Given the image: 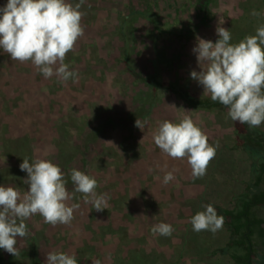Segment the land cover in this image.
<instances>
[{"label":"rangeland","instance_id":"374dc122","mask_svg":"<svg viewBox=\"0 0 264 264\" xmlns=\"http://www.w3.org/2000/svg\"><path fill=\"white\" fill-rule=\"evenodd\" d=\"M6 3L0 0V7ZM253 8L260 13L256 30L264 23V0H84V34L65 59L78 74L75 82L46 79L30 61L11 60L0 49V185L23 193L27 173L19 165L23 158H41L61 168L69 192L75 168L95 177L97 193L109 198L107 209L97 212L75 193L67 202L79 205L70 224L52 226L32 216L29 235L17 239L19 255L0 249L7 263L31 264L35 249L42 264L52 251L74 253L78 264H234L220 252L229 226L215 234L195 232L190 218L208 204L216 211L239 204L253 163L236 148L240 129L226 108L195 110L168 90L154 92L129 72L125 56L144 76L210 98L190 75L201 70L192 51L197 37L215 43L220 25L238 43L245 33L240 21L253 16ZM186 114L209 144H218L198 179L186 160L168 157L153 140L159 122H178ZM137 119L147 121L143 130ZM256 128L264 131V123ZM170 171L175 179L165 185ZM161 222L172 225L171 236L153 235L152 226Z\"/></svg>","mask_w":264,"mask_h":264},{"label":"clouds","instance_id":"9594fccd","mask_svg":"<svg viewBox=\"0 0 264 264\" xmlns=\"http://www.w3.org/2000/svg\"><path fill=\"white\" fill-rule=\"evenodd\" d=\"M83 4L84 0L74 5L68 0H7L0 7V49L11 60L30 61L46 79L55 75L61 82H75L78 74L69 70L65 59L84 34L81 21L86 13L80 10ZM251 14L260 15L255 10ZM216 34L219 39L215 43L197 37L192 51L201 70L191 71V78L203 86V95H210L212 101L227 109L233 122L259 127L264 123V23L256 28L255 35H247L238 43H232L229 29L220 25ZM146 123L137 119L135 126L143 130ZM153 140L168 157L186 160L194 179L206 175L218 147L209 144L207 134L187 114L178 122H159ZM19 167L27 173L23 180L28 185L26 191L0 185V249L14 257L19 255L17 239L29 235L26 221L32 216L39 214L44 223L52 226L71 223L79 205L67 202L75 193L82 194L97 212L107 209L109 198L97 193L98 182L93 176L71 169L74 191L69 192L65 173L52 161L37 158L30 163L23 158ZM174 179L173 172H166L163 183L167 185ZM204 208L190 218L193 231L215 234L222 230L224 217L211 204ZM173 231L172 225L163 222L151 228L153 235L171 236ZM46 264L78 261L74 253L52 251L46 255ZM92 264L101 262L93 259Z\"/></svg>","mask_w":264,"mask_h":264},{"label":"trees","instance_id":"16d2710c","mask_svg":"<svg viewBox=\"0 0 264 264\" xmlns=\"http://www.w3.org/2000/svg\"><path fill=\"white\" fill-rule=\"evenodd\" d=\"M255 8L252 11L256 10ZM240 24L241 29L245 30L240 40L247 35H255L253 29L255 16H249L246 13ZM125 57V64L129 72L136 79L149 85L154 92L168 90L195 110L212 111L225 108L218 101H212L211 98H196L181 87L164 84L155 77L138 73L130 65L127 53ZM235 124L240 129L237 133L236 148L251 155L252 173L239 204L230 209L217 208L218 215L223 216L224 224L229 226V239L220 252L229 257L234 264H264V131L256 127L250 128L247 124L241 125L238 121ZM255 156H258L259 160H255ZM29 257L31 264H42L35 249L29 253ZM257 259H259V263L256 261ZM0 264L9 263L0 256Z\"/></svg>","mask_w":264,"mask_h":264}]
</instances>
